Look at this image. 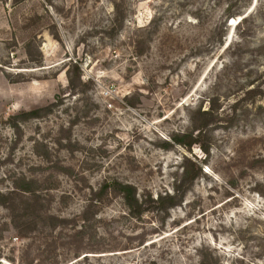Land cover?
Instances as JSON below:
<instances>
[{"label":"rangeland","instance_id":"obj_1","mask_svg":"<svg viewBox=\"0 0 264 264\" xmlns=\"http://www.w3.org/2000/svg\"><path fill=\"white\" fill-rule=\"evenodd\" d=\"M118 1L0 0V191L45 199L24 236L0 205V264H264V0ZM183 164L167 213L92 200L172 194Z\"/></svg>","mask_w":264,"mask_h":264},{"label":"trees","instance_id":"obj_2","mask_svg":"<svg viewBox=\"0 0 264 264\" xmlns=\"http://www.w3.org/2000/svg\"><path fill=\"white\" fill-rule=\"evenodd\" d=\"M124 2L114 0L113 7L115 10L114 18L119 21L122 13ZM81 83V67L78 62H75L69 69V84L73 88L78 87V83ZM212 99L210 102L212 103ZM51 107V106H50ZM50 108L46 107L43 109L33 110L27 112L19 117L20 120H27L31 118L41 117L44 111H49ZM200 116H209L210 111H201V107L196 111ZM19 121L13 123V127L19 128ZM208 124H201L196 126L198 135L202 132L203 127ZM178 141L177 139H175ZM199 140H195L194 143H198ZM179 143H183L179 140ZM201 143V142H200ZM201 147L207 151V148L201 144ZM183 170L174 183V193H166L165 195H159L156 199L145 198L141 200L138 198L137 188L128 183H123L118 180L112 182L105 181L100 190L93 193L92 200L107 195L110 191L114 190L119 192L129 210L134 217H140L144 212V204L149 202V205H153L154 209L162 212H168L170 208L180 205L185 197L189 188L193 185L195 180L202 174L201 164H183ZM39 181L35 179H29L26 176L21 177L16 182V189L8 193L0 191V205L5 206L12 212V223L14 228L18 231L19 235H25L33 226L37 223V218L41 217L43 213V207L45 204L44 197L39 193ZM103 195V196H102ZM99 198V199H100Z\"/></svg>","mask_w":264,"mask_h":264}]
</instances>
